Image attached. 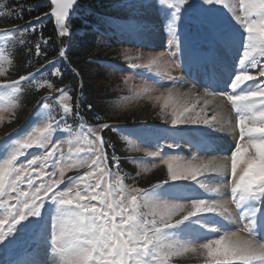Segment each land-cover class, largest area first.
Returning <instances> with one entry per match:
<instances>
[{"label": "snow or ice", "instance_id": "obj_1", "mask_svg": "<svg viewBox=\"0 0 264 264\" xmlns=\"http://www.w3.org/2000/svg\"><path fill=\"white\" fill-rule=\"evenodd\" d=\"M135 2L137 0H127V3ZM140 2L141 6H151L153 0ZM163 2L172 9L166 22V30L170 35L169 48L179 47L176 28L183 20V12L187 10L193 13L191 23L207 29L213 38V46L204 56L205 62L213 63L219 48L235 44L233 34L220 28L208 15L210 7L229 8L225 0H177L175 4L169 3V0ZM48 4L51 9L50 15L54 17L55 25L58 26L57 35L61 38L68 37L69 41L75 38L77 31L70 32L69 24L81 14L83 9L81 0H48ZM2 7L4 5L0 4V8ZM239 8L243 15H238L235 11L232 15L244 29L239 39L243 56L238 58L227 79L222 81L223 89L212 93L226 98L235 110L234 127L231 132L234 142L228 149H220L218 146L203 149L218 154L199 163L184 164L178 157L171 155L162 157V163L167 166L169 179L153 185L151 189L152 197L159 198V190L164 185H170L169 181H192L199 188L205 189L210 199L189 198L187 200L190 204L172 206L153 204V208H163V211L159 212V220L143 219L137 211L139 208L137 201L142 194L148 193L144 189H134L126 193L123 187L124 179L119 175L115 178L120 188L114 193V186L106 179L112 173L105 166L107 160L105 145L108 141L101 133L104 129L113 127L107 123L97 128L89 127L88 147L77 148L75 154L71 152L67 154V160L79 161L78 164L68 163V168L86 166L87 171L84 175L67 177L68 184L65 190H60L58 186L65 180L63 170L59 172L57 179L55 172L43 171L44 164H41L39 169L33 166L38 161L47 162L53 157L65 158L66 154L62 150L63 141L52 143L53 135L72 133L73 128L68 123L70 117L74 116L82 121L79 102L75 110L68 103L62 102V114H59L58 119L51 111L41 113L42 118L48 122L10 141L6 154L0 157V214L3 215V218H0V244L16 231L17 225L29 217L39 216L47 197L58 204L52 222L51 246L52 251L59 257V264H170L171 257L187 253L204 255L205 264H264V243L257 239L260 231L264 230V42L259 53L261 59L249 55L248 52L249 43L255 39L254 34L257 31L264 34V0H258L255 4H250L248 0H239ZM257 9L258 18L248 15ZM23 11L24 8L21 7L20 12ZM47 16L49 13H43L35 19L39 22ZM37 27V24L30 21L23 29L13 28L11 32L13 35L17 32L22 35L23 32L37 30ZM50 40L51 37L44 38L42 43L47 46ZM19 43L24 46L26 42L21 39ZM35 54L41 55V43L35 45ZM65 55L66 49H61L60 58L63 59ZM165 55V52L158 53L156 57L149 59L148 65H156L159 58ZM50 63L55 64V61ZM58 71L54 70L52 75L55 76ZM2 74L3 70L0 69V75ZM168 78L173 79L175 83L174 78L170 76ZM34 79L36 74L30 73L2 87L17 92L25 83L30 84ZM208 79L207 87H219L220 81L216 80L214 72L208 75ZM57 91L61 97L67 96L66 89L61 88ZM172 97V88L167 89L166 95L161 93L155 97L156 101L163 100L162 108L171 107V125H204L217 133L224 130L217 121L216 113L208 115L207 100L199 110H197L199 99L190 107L178 109L176 103L169 105ZM45 99L56 100L57 97ZM49 107V103L45 102L37 111ZM88 108L91 110L92 105L89 104ZM2 111L3 109H0V112ZM3 119V115H0V121ZM80 128H84L83 123ZM49 144H52V147L43 156L34 157L26 164L16 166L18 157L24 156L27 150L33 147L48 149ZM174 146L168 145L169 148ZM81 152H84L88 159H84L80 155ZM148 155L155 157L159 156L160 152H151ZM113 160H116L115 156ZM52 163L55 166L56 161L53 160ZM116 167L119 168V163H116ZM206 172L215 174L221 184L209 189L198 179ZM93 180L94 182H91ZM24 183L27 184V190L21 187ZM93 201L98 203L93 204ZM230 204L235 206V213L230 210L228 206ZM73 205L75 206L72 207ZM173 216L179 218L172 222ZM198 216L202 217V222L197 221L200 223V230L209 234L217 233L215 238L204 240L192 237L172 238V230ZM68 220L72 222L70 236L64 228V223ZM232 223L238 226L237 231L226 230ZM5 225L7 231L4 230ZM242 232L248 233L252 239L242 238L240 235Z\"/></svg>", "mask_w": 264, "mask_h": 264}, {"label": "rangeland", "instance_id": "obj_2", "mask_svg": "<svg viewBox=\"0 0 264 264\" xmlns=\"http://www.w3.org/2000/svg\"><path fill=\"white\" fill-rule=\"evenodd\" d=\"M108 1L109 6L104 10L106 14L102 21L105 24L100 28L102 32L100 37L101 41L105 43V47H111L114 51L111 58L112 61L107 62L109 67L108 77H111L117 84L116 91H113L111 94L113 100L109 111L112 115L116 116L127 111L130 113L134 111L139 115L140 113L144 114L146 119L133 124H114L112 128L116 132L115 135H117L118 141L123 143V148L119 152L123 156H126V159L123 158L124 167H121L119 156L113 152L109 154L105 145V152L107 153L105 166L112 173L106 179L109 184L114 186V193L120 188V184L115 178L117 175L124 179L123 187L126 193L132 192L134 189H144L148 194H142L138 199L139 208L137 211L143 219L151 221L155 218L159 220V212L163 211V208H153V204L172 206L175 204H190V201L187 200L189 198L210 199L209 193L205 192V189L199 188L192 181H169L170 185H164L159 190V198L152 197L151 189L153 185L163 183L169 179L167 166L162 163V157L166 158L171 155L178 157L180 162L184 164L199 163L210 158L212 155L218 154L216 152H207L203 149L214 146H218L220 149H228L234 142L231 135L232 131L226 132L225 128L226 124H229V128L233 129L235 110L226 98L212 95V93L222 89L213 90L212 87H207L206 83H204L206 85L199 84V80H196V78H202V75H207V70H204L203 67L210 69L211 73L219 67L218 70L223 74L218 75L216 80L220 81L219 86L223 85L222 81L227 78L228 71L230 70L231 72L238 58L243 56L239 39L244 29L236 21L235 16L232 15L233 11L238 15H243V12L239 8V0H225V3L229 5L227 9H223L221 6L209 8L208 15L218 23L220 28L232 33L236 39L234 45L227 48H219L215 61L209 64L207 62L201 63V61H205L202 54H206L213 46V38L207 29L199 28L191 23V16L193 15L191 10L183 12V20L179 22V26L176 28L179 47L169 48L168 41L170 35L166 30V22L170 17L172 9L163 0H153L151 6H141L140 0H137L135 3H127V0ZM248 2L255 4L258 3V0H248ZM169 3L175 4L177 0H169ZM0 4L4 5V7L0 8L1 18L2 15L10 13L11 10L7 8L8 2L6 0H0ZM248 15L258 18V9L250 12ZM47 19L48 17H45L42 21L38 22L35 20L32 23L38 26ZM27 25L0 27V69L3 70V74L0 75V109H3V111L0 112V115L4 117L0 121V157L6 154L10 141L48 122L42 118L41 113L46 114L51 111L58 119L59 114H62V102H66L72 107L69 90L66 89L67 96L61 97L57 88L48 79V76L54 70H59L58 61H55V64L48 63L46 67L35 71L36 79L32 80L30 84L25 83L20 91L14 92L11 88L5 89L2 87L13 82L6 80L9 77L7 73L12 65L11 56L14 50L20 46L19 41L21 39L25 41L26 32H23L22 35L20 32L13 35L11 29H23ZM254 35L255 39L249 43L248 52L249 55H254L258 59H261L259 53L261 51V44L264 42V34L257 31ZM160 52H165L166 55L160 57L156 65L149 66V59L156 57ZM201 56L203 58H200ZM133 65L137 67L134 68L132 67ZM59 74L60 72L58 71L56 75ZM253 74L255 75L254 72ZM169 76L175 79V83L173 79L168 78ZM32 87L46 88L47 94L45 98L57 97V99L46 100L44 98L42 103H49L50 107L48 109L40 108V112H38L37 109L42 103L38 104L34 107L35 109L31 116L22 125L11 132L4 133L6 125L17 118L18 110L24 104L25 92ZM168 88H172L173 90V97L168 103L169 105L176 103L178 109H182L184 106L190 107L196 104L199 99L200 102L197 107V110H199V107L203 106L204 101L207 100L208 115L211 116L216 113L217 121L219 125L223 126L224 130L217 133L204 125H171V107L164 109L162 108L163 100H155V97L161 93L166 95ZM205 93H208V95H205ZM201 97L203 99H200ZM217 101H219L218 104ZM223 109H225L223 111L225 113L224 122L219 119V114ZM150 113H153L154 120L149 118L150 116L148 115ZM97 120L101 121L99 118ZM68 123L73 128L71 134H54L52 138V143L63 141L62 150L66 154L65 158L60 159L57 156L47 162L38 161L33 166L39 169L40 165L44 164L43 171L55 172V178L57 179L59 178V172L63 170L65 180L58 186L60 190H65L68 184L67 177L84 175L87 171L86 166L68 168V163L78 164L79 161L67 160V154L69 152L75 154L77 148L86 149L88 147V139H90L87 135V129L89 127L97 128L106 122L101 121V123L93 124L84 119L82 121L78 120L73 116L68 119ZM81 123L84 125L83 129L80 128ZM151 127H156L160 131H163V136L160 138L159 134L152 133ZM169 144L175 146L169 148ZM51 147L52 144H49L48 149L33 147L27 150L24 156L18 157L16 166L19 167L21 164H26L28 160L34 157L43 156ZM157 151L160 152L159 156L153 157L148 155V153ZM80 155L84 159H88V156L84 152H81ZM113 156L116 157L115 161L113 160ZM53 160L56 161L55 166H53ZM116 163H119V168L116 167ZM159 171L166 173L162 180L146 184L148 188L145 185L141 186V182H149L146 181L147 176ZM198 179L203 181L209 189L221 184V181L213 173L206 172L205 175L199 176ZM36 182L38 183L39 181L37 180ZM91 182H94V180ZM21 187L27 190L26 183L22 184ZM104 187H107V185H104ZM92 203L97 204L98 202L93 201ZM228 206L235 213V206L231 204ZM57 209V202L45 197L40 215L29 217L17 225L16 231L11 236H8L3 244H0V264H6L7 261H11L12 259L14 261L16 254L28 251L29 249L33 252L45 250L49 253L50 258H53V264H59V257L52 251L51 246L52 222ZM0 218H3L2 214H0ZM177 218L179 217L173 216L172 222ZM197 221L202 222V217H193L190 221H185L183 225L172 230V238L183 239L192 237L204 240L215 238L218 235L217 233L209 234L200 230V223H197ZM59 227L58 223V229ZM64 228L70 236L72 230L71 220L65 221ZM4 230L7 231V225H5ZM226 230L237 231L238 226L232 223ZM241 234L245 235L248 239H252L246 232H242ZM262 238H264V230H261L257 237V239H261V243H264ZM205 259L204 255L187 253L182 256L171 257L170 264H205Z\"/></svg>", "mask_w": 264, "mask_h": 264}, {"label": "trees", "instance_id": "obj_3", "mask_svg": "<svg viewBox=\"0 0 264 264\" xmlns=\"http://www.w3.org/2000/svg\"><path fill=\"white\" fill-rule=\"evenodd\" d=\"M7 8L11 10V15L6 13L0 18V27L6 26H22L35 21V17L43 13L50 14V7L47 0H6ZM83 5L82 12L69 24V31L76 30L77 36L69 41L68 37L61 38L57 35L56 28L51 15L42 24L38 25L37 30L26 31L25 45L18 46L14 50L11 58L12 65L7 75V81H17L20 76H27L34 73L42 66L51 61L59 62V75L48 76L49 81L57 89H68L71 97L72 107L75 110L76 104L79 102V111L82 119L87 122L98 124L101 121L111 126L117 123H137L146 119L144 114L140 115L136 112H125L122 114L112 115L109 111L113 97L111 94L116 91L117 84L111 77H108L107 62L112 61L111 58L114 51L111 47H105V43L101 41L100 28L105 23L102 21L106 12L104 10L109 6L108 0H81ZM23 7L24 11L20 12ZM28 9H33L29 11ZM20 17V18H17ZM51 37L48 45L45 46L42 41L44 38ZM41 43V55L35 54V45ZM66 49V55L60 58L59 52ZM46 53V55H44ZM119 86V85H118ZM46 88L32 87L24 94V104L18 110V116L14 121L6 125L4 133L11 132L22 125L34 111V107L42 103L46 96ZM92 105V109L88 105ZM153 113L149 118L154 120ZM97 118L101 119L98 121ZM148 119V118H147ZM113 124V125H112ZM3 133V134H4ZM114 128L104 129L103 136L108 144L106 145L109 154L112 152L119 156L121 167L123 165V156L119 150L123 148V143L118 141ZM128 158V157H127ZM166 175L163 172H153L146 177L147 183L162 180Z\"/></svg>", "mask_w": 264, "mask_h": 264}, {"label": "bare ground", "instance_id": "obj_4", "mask_svg": "<svg viewBox=\"0 0 264 264\" xmlns=\"http://www.w3.org/2000/svg\"><path fill=\"white\" fill-rule=\"evenodd\" d=\"M202 56H205V53H203ZM202 56L200 58H203ZM200 60H202V59H200ZM202 62H205V61H201V63ZM209 88H211V87H209ZM188 94H189V91H188ZM218 103H219V101H217V104ZM224 110L225 109H223L222 112L219 114V119L222 120V122H224V120H225V113H223ZM151 128L153 130L152 133L159 134L160 138L163 136V134H162L163 131H160L156 127H154V128L151 127ZM225 130H226V132L232 131L231 128H229V124H226ZM190 153H191V150H190ZM221 191H223V190H221ZM240 235L242 238L248 239L245 235H243L241 233H240ZM32 252L33 251H31L29 249L28 251L20 253V255L17 258H15V260L12 261L10 264H53V262H52L53 258H50L49 253L46 252L45 250H40V252H33V253Z\"/></svg>", "mask_w": 264, "mask_h": 264}, {"label": "water", "instance_id": "obj_5", "mask_svg": "<svg viewBox=\"0 0 264 264\" xmlns=\"http://www.w3.org/2000/svg\"><path fill=\"white\" fill-rule=\"evenodd\" d=\"M48 1V0H47ZM51 11V10H50ZM52 17V16H51ZM53 18V21H54V17H52ZM54 24H55V21H54ZM56 26V25H55ZM56 28L58 29V26H56Z\"/></svg>", "mask_w": 264, "mask_h": 264}]
</instances>
